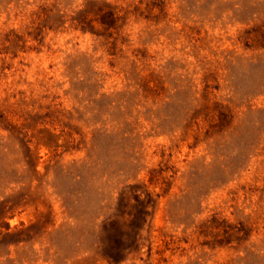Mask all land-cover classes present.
<instances>
[{
	"label": "rangeland",
	"instance_id": "obj_1",
	"mask_svg": "<svg viewBox=\"0 0 264 264\" xmlns=\"http://www.w3.org/2000/svg\"><path fill=\"white\" fill-rule=\"evenodd\" d=\"M0 264H264V0H0Z\"/></svg>",
	"mask_w": 264,
	"mask_h": 264
},
{
	"label": "trees",
	"instance_id": "obj_2",
	"mask_svg": "<svg viewBox=\"0 0 264 264\" xmlns=\"http://www.w3.org/2000/svg\"><path fill=\"white\" fill-rule=\"evenodd\" d=\"M109 258L112 259V260H114V261H115V259H116V258H114V257H109Z\"/></svg>",
	"mask_w": 264,
	"mask_h": 264
}]
</instances>
